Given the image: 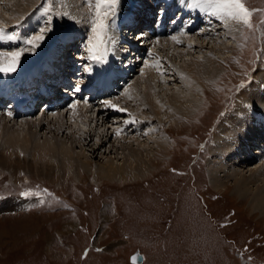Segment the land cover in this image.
Listing matches in <instances>:
<instances>
[{"label": "rangeland", "instance_id": "374dc122", "mask_svg": "<svg viewBox=\"0 0 264 264\" xmlns=\"http://www.w3.org/2000/svg\"><path fill=\"white\" fill-rule=\"evenodd\" d=\"M18 1L21 0H0V24H12L6 19L15 14L14 4ZM33 1L35 5L23 18L31 17L44 4L52 7L50 12L54 14L38 33L41 29L48 30L56 17L61 27L65 21L72 20L66 19L69 16L64 10L63 0ZM78 1L84 0H70L73 4ZM241 2L252 13V27L240 22L238 34L230 37L223 54H216L220 56L217 62L220 70L207 84L208 90L201 92L204 95H201L198 106L187 115L170 110L173 114H167L160 121L158 117L151 116L152 133L155 130L158 133L155 135L165 143L161 150H157L158 145L153 148L160 152L151 159L154 171L132 180L119 181L102 178L94 172L83 173L78 179L68 175L50 178L29 171L31 164L25 162L30 157L21 164L19 169L22 173L19 175L18 170L0 163V195L4 198L0 204V264H264V215L248 206L257 191H246L243 194L247 197L239 198L231 192L232 181L223 180L220 183L223 189L217 188L208 174L213 160L210 150L217 138L218 127L230 120L232 112L238 111L242 95L248 92L250 85L256 80L264 81L263 60L258 59V56L264 58V0ZM23 3V6L27 4ZM119 4L122 5L121 0ZM47 30L43 32L45 38L48 35L52 37L58 28L55 27L53 35ZM142 31L130 35L140 36ZM85 32L88 37L84 27L77 35L82 36ZM55 37L47 40L51 42ZM150 47L146 48L149 52ZM159 48L155 47L154 51L152 48L154 53L151 54L157 55L156 62L152 64L158 67L152 66L151 70L156 74L155 84L161 88L164 86L163 93L172 84L174 87L180 85L179 80H171L174 70L170 69L179 58L174 59L172 55L166 69L163 63L167 61H162L165 54ZM195 50L198 48H189L191 56L201 53ZM208 50L202 48L203 53ZM144 57L134 58L130 64L124 60V64L133 65L134 72L130 73L132 76L128 80L126 78L124 86H120L122 83L117 86L118 93L113 97H121L136 78L139 82L144 77L148 70L145 67L150 62L149 56ZM139 65L141 73L135 69ZM249 77H252L249 83L241 87ZM139 85L142 87L143 83ZM101 98L90 101V104L94 107L100 105ZM96 111L107 117L105 111ZM142 115L135 113L132 118ZM126 117L127 114L110 115L106 125H120ZM3 123L1 121L0 126ZM31 128L39 130L34 126ZM42 129L36 136L37 140L44 139ZM87 147L83 146V150L88 154ZM101 148L88 158H91V166L107 159L115 160L116 164L123 162L121 153H117L119 159L111 157L107 151L100 155L104 151ZM24 169L27 170L25 173ZM30 186L46 187L52 193L43 204L34 203L28 210H17L13 203L15 197L23 188ZM137 251L142 255L139 263L131 259Z\"/></svg>", "mask_w": 264, "mask_h": 264}, {"label": "bare ground", "instance_id": "6f19581e", "mask_svg": "<svg viewBox=\"0 0 264 264\" xmlns=\"http://www.w3.org/2000/svg\"><path fill=\"white\" fill-rule=\"evenodd\" d=\"M21 1L14 4L15 14L6 19L7 23H14L15 20L20 21L24 15L29 14V10L35 5L33 0ZM23 1L27 3L25 6H23ZM125 1L133 2L135 6L129 3L128 8L136 7L139 12L152 11V9H156L155 6L162 8L164 5H168L169 14L177 8L180 14L190 17L189 21H192L194 30L176 36L179 42L174 41L172 39L174 35H172L167 39H157V42L147 46H151V49L149 48L150 53H154L152 48L154 51L155 47L159 48L161 45L159 49L165 54L162 61H167L163 63L166 69L169 66L168 63L171 62L172 55H174V59L179 58V61L170 69L174 70L171 80H175V82L179 80L180 85L176 84L174 87L172 84L171 87H168L169 90L162 93L164 86L161 88L155 84L154 76L156 74L148 68L147 73L143 75L144 77L139 79V82L143 83L142 87L136 78L121 97H113L111 94L108 99L101 98L99 100L101 104L96 105V107L90 104V101H86L87 103L82 102L83 105L60 115L57 113L52 116L51 114H42L38 117L30 116L20 119H11L0 113V122L4 121L3 125L0 126V140L1 136L3 139L0 141V163H5L13 170H18L17 174L19 175L22 173L19 169L21 164L25 160H29L28 157H30V160L25 162L28 165L31 164L32 169L29 171L35 172L37 176L50 178L68 175L78 179V176L83 173L94 172L102 178L119 181L132 180L154 171L155 168L151 159H155L157 153H160L157 150L163 149L165 143L155 135L158 134L155 130L152 133L153 130L150 126L153 119L151 116H156L159 120L162 117L166 118L167 114L169 116L173 114L170 110H176L181 115H187L192 110L194 111L201 101V95H204V92H201L208 90L207 84L213 81L212 79L220 70L217 66L220 56L217 57L216 54H223L222 50L229 46L230 37L238 34L240 22L227 16L221 18L212 15L209 5L204 0H200L199 4L197 0H121V3L123 4ZM62 4L64 10L68 11L69 17L66 19L71 18L75 23V29L72 32L70 30L71 33L68 38L72 39L83 27L90 35L92 26L88 20L91 9L88 8L85 0L78 1L76 4L71 3L70 0H63ZM18 14L20 15L17 16ZM59 22V18L56 17L47 32L50 31L49 34L53 35L55 27L57 26L58 29L61 27ZM136 31L139 32V30ZM135 32H127L126 39L133 40L134 37L131 35H135ZM113 34L114 43L121 41L123 44L121 47L127 48L126 41H122L116 36L117 31L113 30ZM83 35L82 37H84ZM53 36H56V33ZM56 40L55 37L53 41ZM81 41L78 44H83V38ZM147 42H143V44ZM176 46H178L177 49H175ZM190 47L191 49L198 48V51H195L201 53L191 56ZM203 47L209 48L207 53H203ZM173 50L174 52H172ZM115 51L114 53L108 52L106 58L109 59L111 72L114 73L113 77L122 76L119 79L124 81H121L120 86H124L128 77L132 76L130 73L133 65H129V62L123 66L121 63L125 60L122 57L126 55L123 53L126 50L121 51L116 48ZM130 54L134 56L133 53ZM186 54H190V56L184 57ZM113 55L116 56L112 57ZM63 56L62 53L59 55L61 57L57 68L59 71L67 69L65 63L68 60L67 57ZM57 61L59 60L57 59ZM115 81L117 80L115 79ZM242 96L241 99L243 100L239 109L235 107L238 111L232 112V116L229 117L230 120L218 127L217 138L215 137L214 146L210 150L213 160L211 163L209 162L208 174L213 185L217 188L223 189L220 185L223 180L224 182L232 181L231 192L239 198L247 197L246 194H243L246 191L251 193L257 191L256 195L252 197V202H248V206L251 210L257 209L259 214L263 216L264 81L256 80L250 85L248 92ZM106 101L109 103L106 104ZM120 109H125V111ZM96 110L105 111L107 117ZM135 113L143 115L137 119L132 118V114ZM118 114H127V117L122 118L123 120L120 119L122 121L120 125L116 126L113 123L109 126L106 125V119L110 115ZM18 125L23 126L19 128ZM31 126H34L35 129L37 127L39 130L42 127V132L45 133L44 139L42 137L37 140L36 136L39 130L36 131ZM59 134L61 135L59 136ZM41 135L39 136L41 137ZM155 145H158L157 150L153 149ZM83 146L90 147V149L86 148L90 154L84 152ZM15 147L19 150L17 151ZM76 147H80V149L77 150ZM101 147L104 148V151H101L102 153L99 151L100 155H104L107 151L111 157H117V153H121L123 162L116 164L115 160L107 159L103 163L95 162L94 166H91V158H88L97 154V150H100ZM250 160L251 164L249 163ZM248 164H250L249 167H246ZM24 171L27 170L24 169L23 173H25ZM17 174L15 175L17 176ZM252 204L254 206L251 207Z\"/></svg>", "mask_w": 264, "mask_h": 264}, {"label": "snow or ice", "instance_id": "6c2138e0", "mask_svg": "<svg viewBox=\"0 0 264 264\" xmlns=\"http://www.w3.org/2000/svg\"><path fill=\"white\" fill-rule=\"evenodd\" d=\"M119 2L120 0H97L95 6V16L92 20L91 27L93 37L89 40V47L87 49L90 58L96 63L103 61L108 52V39H106L105 36L108 31L109 24L111 23L109 17H115ZM199 2L200 0H197L198 4ZM204 2L209 5L212 15L219 16L221 18L227 16L230 19L242 22L249 28L252 27L250 22L252 13L247 7H245L241 0H204ZM46 30L47 29H41V33ZM2 33L3 29H0V39H16L15 36H6ZM43 39V34H40L33 36L31 39L25 41V43L31 46V50H35L37 46L36 42L42 41ZM172 39L179 42L176 36H173ZM26 51V49H21L16 52H0V73L9 74L15 72L17 70V66L19 65L20 57L23 56ZM74 90L79 91L80 89L76 88ZM105 103L108 104L109 102L106 101ZM120 110L125 111V109Z\"/></svg>", "mask_w": 264, "mask_h": 264}, {"label": "water", "instance_id": "95a60500", "mask_svg": "<svg viewBox=\"0 0 264 264\" xmlns=\"http://www.w3.org/2000/svg\"><path fill=\"white\" fill-rule=\"evenodd\" d=\"M131 259L132 261L139 263L140 261H142V255L139 251H137L131 255Z\"/></svg>", "mask_w": 264, "mask_h": 264}]
</instances>
